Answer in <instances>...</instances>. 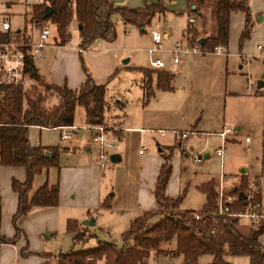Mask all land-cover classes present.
I'll list each match as a JSON object with an SVG mask.
<instances>
[{
    "label": "trees",
    "instance_id": "1",
    "mask_svg": "<svg viewBox=\"0 0 264 264\" xmlns=\"http://www.w3.org/2000/svg\"><path fill=\"white\" fill-rule=\"evenodd\" d=\"M47 5L54 11L45 16ZM214 19L213 34L201 44L205 51H212L216 46L227 48L230 40L231 15L240 10L244 14L243 28L239 42L248 38L252 31L251 10L248 0H189L188 15H195L198 23L188 21L186 31L198 41L203 36L202 30L208 23L207 9ZM168 7L164 0H145L140 7L118 5L112 0H44L32 5L28 21L45 22L51 20L57 24L60 42L66 43L71 38L70 23L77 19L81 37L80 45L89 48L98 38L113 41L118 36L115 15L127 23L138 26L145 31L153 23L154 18L165 13ZM86 72V79L78 88L67 83L51 82L39 69L35 59L28 55L26 59V75L29 86L6 84L0 86V164L21 165L26 168L27 177L21 181L14 178L13 189L18 193V207L13 215L16 228L14 237L0 232V242H16L22 229L18 226V218L29 213L37 206H50L59 203L60 182L53 183L47 178L34 188L35 176L55 167L60 170L61 154L67 146L34 144L29 136L32 125L55 127L75 124L78 106L84 107L85 124L108 122L110 103L106 98L107 85L98 82L86 65L84 54H81ZM145 73L144 83L146 103L155 93L153 74H157V87L172 89L174 73L168 69L140 67ZM31 83V84H30ZM58 100L50 103V97ZM174 148L164 153L163 162L155 187V197L159 208L144 212L134 218L123 234V245L113 240L98 238L95 246L88 248L61 251L59 264H141L152 251L157 254H173L183 257L182 264H202L201 258L211 254L210 264H233L229 255H246L251 264H264V246L259 235L264 230V219L250 222L246 227L240 224L238 217L218 212L219 192L216 181L211 179L199 185L206 193V202L199 210L180 207L184 193L177 197L166 194V187L172 174V156ZM242 187L233 189L237 198L229 203L230 210H244L246 196L241 197ZM244 193V192H243ZM257 199L258 197L255 196ZM260 199V198H259ZM112 205V196L106 197L99 208ZM161 213L162 217L150 221V216ZM199 213V217H197ZM1 228V215H0ZM67 231L73 235L74 243L86 241L96 235L76 218H69ZM176 240L173 247L164 248V241ZM26 253V251H24ZM51 264V263H47Z\"/></svg>",
    "mask_w": 264,
    "mask_h": 264
},
{
    "label": "crops",
    "instance_id": "2",
    "mask_svg": "<svg viewBox=\"0 0 264 264\" xmlns=\"http://www.w3.org/2000/svg\"><path fill=\"white\" fill-rule=\"evenodd\" d=\"M43 1L23 0L24 12L22 15L24 14V17L21 21L15 17L16 12H14L13 6L16 3L14 0L6 1L2 10L6 12L14 27L27 29L36 35L38 32L36 23L35 21H28V17L32 11V5ZM112 1L118 5L131 7H140L145 4V0ZM164 3L168 7L167 11L154 18L150 25L151 28L155 27V19L165 16L170 9L178 13L186 11L189 0H176L172 6L171 2L167 0H164ZM208 10L209 8L207 12L210 11ZM213 23L214 19L210 16L206 28L202 30L203 36L213 34ZM69 28L71 38L63 44L60 42L57 27H54L53 41L48 45L45 55L35 58L36 65L51 82L56 84L67 83L72 88H78L86 79V72L82 66V53L86 54L90 68L98 82H105L118 67L122 68V61L124 62L125 58L130 61L131 57H126L125 48L110 46L108 45L109 41L105 39H97L89 48L84 51L80 50L82 47L80 45V33H77L76 37L72 36L73 29L79 32L78 20H72ZM115 48L119 49L115 50ZM232 53L234 51H230L228 46L225 48V52L209 51L202 54L196 52L192 61L175 62L177 64H173V66L176 65L177 68L173 71L174 87L172 89L158 88L157 74L154 73L155 93L146 103H144L146 76L143 71H140V80L137 84L140 87L138 91L139 111L137 113L129 112L131 107L129 106V99L124 97L127 92L125 88H122L117 94L111 95L108 94L107 89L106 98L110 103L108 118H111L112 122L124 126V129L119 133L120 137L114 152L119 155L120 159L101 168L97 165L96 155L92 152L91 146H88L86 149L94 156V160H90V163L87 158L82 161V155L78 158L80 162L77 161V163L76 161L68 163L61 161L57 175H60L58 177L60 182L59 203L34 207L29 213L18 218L17 223L22 229L21 234L16 242L0 244V264H59L61 251L57 252L53 243H56L55 241L60 234L66 230L69 218H76L81 224H83V219L94 218L95 223L93 225L83 224L89 226V229L93 231L99 225L105 224L102 218L101 221L99 220V217L105 214L104 212L115 216V219L120 222L130 221V225L131 221L143 212L158 209L155 187L161 166L165 161L163 155L174 148L171 160L175 159L177 156L175 152L181 145L173 132L174 129H190L191 135L209 136L207 137L208 140L220 128L225 125H233V122L236 129L241 128L239 120L233 117L228 108L229 99L246 96L245 93L240 95L238 91L234 90L232 88L233 80L229 81L230 55ZM190 64L194 69L192 76L189 77L185 74V81L183 84L179 83L182 73H186ZM164 69L166 68L164 67ZM240 78L242 81L244 80L242 74ZM263 85L264 81L260 87ZM57 100L58 98L54 97V102ZM82 120L85 121L84 114ZM38 127L41 129H61V126ZM159 129H165L167 132L161 134ZM236 140L238 139L235 132L229 134L227 141L234 142ZM146 141H151L152 144L156 142L155 145H157L158 150L154 148V152H150L147 151L146 147L144 152H140V148L145 146ZM246 141H250V139ZM134 145H138L137 154L133 153ZM66 146L68 147V154L74 156L77 152L75 143L69 141ZM209 155L210 153L205 151L204 156L208 157ZM241 171L244 173L245 170ZM26 177L27 171L24 166L0 164V232L11 238L16 234L13 215L18 207V193L13 189L12 182L14 178L23 181ZM58 178L56 177V180L51 182L55 183ZM171 178L166 187V194L177 197L182 193L181 187L174 190ZM221 178L213 177L211 179L220 182ZM211 179L204 180L200 184ZM242 180L248 182L250 186L258 187L260 199H262L258 176L249 180L247 178ZM37 182L34 188L44 182L43 178H38ZM222 182L224 184L225 180L223 179ZM203 193L206 196V193ZM108 196H112L111 207L101 208L98 212L97 207ZM239 222L244 227L250 223L248 220L242 221L241 219ZM259 241L264 246V230L259 235Z\"/></svg>",
    "mask_w": 264,
    "mask_h": 264
},
{
    "label": "rangeland",
    "instance_id": "3",
    "mask_svg": "<svg viewBox=\"0 0 264 264\" xmlns=\"http://www.w3.org/2000/svg\"><path fill=\"white\" fill-rule=\"evenodd\" d=\"M6 1L9 0H0V2H3L4 4ZM14 1V3H16L13 6V10L16 12L15 17L21 21L24 17V14L22 15L24 12L23 0ZM167 1L171 2V6L176 2V0ZM248 5L251 10L252 22V31L249 37L244 39L242 43L239 42V37L243 28L244 14L242 11L236 10L233 11L232 14L231 36L229 40V50L234 51V53L230 55L229 69L231 72L229 81L231 82V80H233L232 88L238 91L240 95L242 93L246 94V96H239L238 98H231L228 100V108L230 109V112L233 114V117L239 120V124L241 125L240 129L235 128L234 122L232 123L233 125H230L234 128L233 133L235 132L237 134L238 140L234 141L235 143L229 141L226 142L223 156L217 153V148L222 145V138L217 132L208 140L207 137L209 136L206 137L199 134L191 135L190 132L189 137L185 139V147L179 145V148L175 152L177 155L176 158L171 160L173 166L171 179L173 189L177 190L181 187V191L184 193L180 207L185 209H201L205 204L206 196L198 185L202 181L213 177L220 179L221 175L225 176V178L223 177L225 180L224 184L215 179L214 180L216 181L218 192L220 190V183L223 184V190L226 193L225 197L232 195L237 198V194L233 192V189L239 190V188L242 187L241 190L244 193H250L251 195H254V198L257 196V199H259L260 193L258 187L250 186L248 182L242 180L244 178L249 180L250 178L258 176L259 185L262 190L261 200L264 202V85L262 87H257L258 80L264 81V49L261 51L257 49V44L264 43V0H248ZM208 8L210 10V7ZM207 16L209 21V17L211 16L210 11L207 12ZM114 17L117 22L118 36L112 42L109 41L108 45L125 48V52L127 53L126 57L130 56L131 59L127 63L122 61V68L118 67L103 83H106L109 95L114 93L117 94L122 88H125L127 92L124 97L129 99V106L131 107L129 112L137 113L139 111L138 91L140 89L137 84L140 80V71H142L140 67L151 68V57H159L166 62V69L173 72L177 68L176 65L173 66V64L177 63L174 62L175 54L172 50L180 39L186 41L185 34L187 32L186 26L189 21V15L186 11L178 13L170 9L165 16L155 19V27H146V31L141 30L138 26L124 23L119 14H116ZM198 21L199 19L193 23H198ZM153 29H158L161 32L168 31L170 35L168 38L163 39L161 49L153 53L151 56L148 49L154 45L151 34ZM77 33L79 34L77 30H72L73 37H76L78 35ZM118 49L119 48H115V50ZM202 53L203 52H200V54ZM194 55V52H183L181 53V58L183 61H192ZM84 59L86 65L93 73L88 59L86 58V54H84ZM193 72L194 69L190 64L186 73H182L183 75L180 77L179 83L183 84L185 81V74L191 77ZM241 74L244 77L243 81L240 78ZM249 82H253L251 92H247V84ZM27 86H29V84ZM179 90L182 91V89ZM49 102H54L53 96L50 97ZM83 114L84 107L80 105L77 107L76 111L75 124L77 127L73 129L74 132L70 139L62 138V128L41 129L38 126H31L29 128L30 139L34 144L41 142L44 145L61 146H66L69 141H73L77 147V152L72 156L68 154V150L63 151L60 162L68 163L76 161L77 163V161L80 162L78 158L82 155L81 160L83 161L87 158L90 163V160H94V156L89 153L86 147L91 146L92 148L94 131L85 126V122L82 120ZM108 121L111 122L112 119L109 118ZM246 137H248L250 141H246ZM155 144L156 142L152 144L151 141H146L145 146H142L141 148L145 151L147 147V151L154 152L155 149L158 150L157 145ZM137 150L138 145H134L133 153L137 154ZM205 151L210 153L208 157L204 156ZM92 152L95 155L94 148H92ZM197 154H202V157H204L203 162H197L194 160V156ZM112 163L113 162H110L107 166ZM242 169L245 170L244 173L241 171ZM57 175L58 169L55 167L50 168L49 171L39 173L35 176L34 186L37 185L38 178L40 177L43 178L44 182L47 178H49L50 181H54L56 180V177L58 178L60 176ZM235 183L239 184L235 185ZM97 209L98 212H100L101 208L97 207ZM104 213L105 214L99 217V220L101 221L102 218V221H104L105 224L103 226L99 225L92 231L96 235L89 237L86 241L74 243L73 235L65 232L67 230L66 228V230L63 229V234H60L59 238L55 241L56 243H53V247L57 252L68 251L72 248H88L95 246L98 243V238L113 240L118 245H123L124 241L122 234L129 229L130 221L120 222L115 219V216L109 215L108 212ZM161 217V213L152 214L150 216V221L155 222ZM241 220L246 221L245 218H241ZM86 227L89 229V226ZM175 245V239L172 242L164 241L162 244L164 248H170ZM228 258L233 260V264H251L249 257L246 255H229ZM212 259L213 256L211 254H205L201 258V261L202 264H210ZM182 261L183 257L180 255L176 256L171 253L157 254L155 251H152L141 264H182Z\"/></svg>",
    "mask_w": 264,
    "mask_h": 264
},
{
    "label": "built area",
    "instance_id": "4",
    "mask_svg": "<svg viewBox=\"0 0 264 264\" xmlns=\"http://www.w3.org/2000/svg\"><path fill=\"white\" fill-rule=\"evenodd\" d=\"M4 6L3 2H0V86L6 84H24L28 83V77L26 75V59L28 55H31L34 59L42 57L46 53L48 45L53 41V28L57 27V24L51 20L40 22L35 21L37 27V34L27 29H18L13 26L12 21L7 16L6 12L2 10ZM197 17L195 15L189 16L190 22H195ZM152 38L154 45L148 49L150 55L161 49L162 41L164 38H168L170 33L168 31L161 32L158 29H153ZM186 41L180 39L177 41L174 49L172 50L174 55V62H181V53L183 52H209L202 49L200 42L193 41V36L186 32ZM259 51L264 49V43L257 44ZM80 50L84 51L85 48L81 47ZM215 52H225L223 46H216ZM151 68L159 69L166 66V62L159 57H151L150 60ZM253 82L247 84V91H252ZM88 128L94 131L92 138V148L95 149L97 165L101 168L107 167L112 162V154L115 152L117 142L120 137V131L124 129L122 124L116 122L96 123V124H85ZM76 124L63 125L61 136L63 139H70L73 135ZM161 134H165V129H159ZM234 128L230 125H225L217 134L222 138V145L217 148V153L221 156L224 154V147L229 134L233 133ZM176 138L181 142V145L185 147L186 141L190 135V130H179L174 129ZM249 138L246 137V140ZM140 152H144L140 148ZM204 157L202 154L194 156V160L202 162ZM224 175H222L223 181ZM223 183V182H222ZM223 184L220 183V190L218 196V212L220 214H231L233 217L239 219L245 218L250 222H256L260 219H264V202L260 199H255L254 195L250 193L246 194V207L244 210L231 211L229 203L232 202L236 197L232 195L226 196L223 190ZM199 217V213H197ZM1 244V242H0Z\"/></svg>",
    "mask_w": 264,
    "mask_h": 264
},
{
    "label": "water",
    "instance_id": "5",
    "mask_svg": "<svg viewBox=\"0 0 264 264\" xmlns=\"http://www.w3.org/2000/svg\"><path fill=\"white\" fill-rule=\"evenodd\" d=\"M54 10H55V9H54L53 6H51V5H47L46 8H45V14H44V15H45V16H48V15H50ZM206 39H207L206 36H202V37L199 39V42L203 44V43L205 42ZM127 61H128V58H125V59H124V62H127ZM262 84H263V80H258V81H257V87H260ZM119 159H120L119 155H117L116 153H113V154H112V161L116 162V161H118ZM242 170H244V169H242ZM240 196H241V197H245V193L240 192ZM82 223H83V224H86V225H93V224L95 223V219H94V218H86V219H83V220H82Z\"/></svg>",
    "mask_w": 264,
    "mask_h": 264
}]
</instances>
